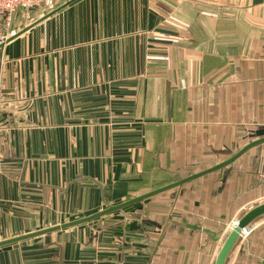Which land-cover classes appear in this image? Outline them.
<instances>
[{"label": "crops", "instance_id": "obj_1", "mask_svg": "<svg viewBox=\"0 0 264 264\" xmlns=\"http://www.w3.org/2000/svg\"><path fill=\"white\" fill-rule=\"evenodd\" d=\"M52 10L16 14L8 36ZM263 136L264 0H74L0 49V200L15 209L0 241L163 187ZM263 202L264 143L122 211L0 247V264H212L223 234ZM227 264H264V215Z\"/></svg>", "mask_w": 264, "mask_h": 264}, {"label": "water", "instance_id": "obj_2", "mask_svg": "<svg viewBox=\"0 0 264 264\" xmlns=\"http://www.w3.org/2000/svg\"><path fill=\"white\" fill-rule=\"evenodd\" d=\"M72 1H74V0H70V1L66 2L62 6H60L56 9L52 10L51 12L47 13L41 19L35 21L33 24L23 28L21 31H19L15 35L10 36L9 38L6 39L5 42L0 43V49H2L6 43H8L9 41L14 39L15 37H17L21 33L25 32L30 27L34 26L35 24L39 23L40 21H42L48 17H51L56 12H58L59 10L64 8L65 6L69 5ZM263 143H264V136L256 138V139L246 143L243 147H241L237 152H235L233 155H231L226 160H224V161H222V162H220V163H218V164H216V165H214L208 169H205V170L200 171L198 173H190L187 177H185L183 179H180L178 181H175V182L170 183L168 185H165L163 187H159V188L154 189L150 192L144 193L140 196H137V197H134V198L129 199L127 201L121 202L117 205L110 206V205L105 203V206H106L105 209H103L97 213H94L92 215H89L87 217L77 219L74 221H70L67 223H63L60 225H56L53 227L45 228V229L35 231L32 233H28L25 235L17 236V237L11 238V239H6L3 241H0V247L12 245L15 243H19V242H22L25 240L36 238V237H40V236H43V235H46L49 233H53V232H56L59 230L68 229V228L78 226L81 224H88V223L95 221L98 218L105 216V215H108V214H111V213H114L117 211H122L123 209H125L127 207H130L134 204L142 202V201L149 199L155 195H158L160 193H163V192L175 189V188H179L182 185H184L190 181H193L195 179H198V178L203 177L205 175H208L210 173L221 170V169L233 164L238 158H240L243 154H245L250 149L257 147ZM263 215H264V202L261 204L253 205L252 207L248 208L242 214V216L232 224V227L230 229H228L223 234V236L220 238L218 249H217V252H216V255H215V258H214L212 264H227L229 258L231 257V253L233 252L236 244L238 243V241L241 238V235L245 232L247 227L253 221H255L257 218H259ZM186 227L191 228V229H199V227L189 226V225H186Z\"/></svg>", "mask_w": 264, "mask_h": 264}, {"label": "built area", "instance_id": "obj_3", "mask_svg": "<svg viewBox=\"0 0 264 264\" xmlns=\"http://www.w3.org/2000/svg\"><path fill=\"white\" fill-rule=\"evenodd\" d=\"M45 0H0V18L2 19V31L0 43L9 38L11 22L18 14L23 19H27L31 11L39 7Z\"/></svg>", "mask_w": 264, "mask_h": 264}, {"label": "rangeland", "instance_id": "obj_4", "mask_svg": "<svg viewBox=\"0 0 264 264\" xmlns=\"http://www.w3.org/2000/svg\"><path fill=\"white\" fill-rule=\"evenodd\" d=\"M67 0H45L39 7H37L35 10H36V13L35 15L32 14V12L29 13L28 15V18L25 19V20H28L31 22V20H33L34 18H36L37 16H39L40 14L42 13H45L46 11H50L54 8H56L57 6H59L60 4H63L64 2H66ZM153 200H151V202H146V203H152ZM145 203V202H144ZM145 203V204H146ZM23 204V203H21ZM19 206H22L24 207L23 205H17L16 204V207H19ZM33 209L35 210H38L39 207H38V204H33ZM15 212V209H14V203H12V201H9V200H0V214H4L3 216L0 215V233H1V237H3L5 234H2V233H5L4 230H6V226L4 225L3 223V219L7 218L9 219L11 216L14 217V213ZM21 212H24V210H22ZM36 217V216H34ZM237 221V220H236ZM33 226L36 227L37 226V223L33 222ZM20 227H24V224H22V222L20 221L19 225ZM6 234H9V233H6Z\"/></svg>", "mask_w": 264, "mask_h": 264}]
</instances>
